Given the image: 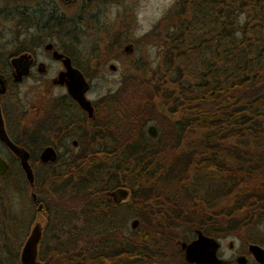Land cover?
<instances>
[{"label":"trees","instance_id":"trees-1","mask_svg":"<svg viewBox=\"0 0 264 264\" xmlns=\"http://www.w3.org/2000/svg\"><path fill=\"white\" fill-rule=\"evenodd\" d=\"M153 27L157 62H133L120 88L97 101L95 118L85 117L78 134V154L43 164L30 145L44 167L41 176L35 168L42 209L17 200L21 169L10 151L0 175L2 238L19 227L8 225L19 222L8 217L11 206L21 216L67 213L65 198L55 196L65 188L89 220L69 230L67 243L49 246V257L39 252L44 264L163 262L170 244L181 253L179 241L194 238L196 228L225 238L264 224V0H176ZM158 110L162 133L151 137L144 125ZM115 185L132 191L135 229L125 230L121 216L115 222L106 192ZM24 230L5 245L20 246ZM257 241L264 246V236ZM12 255L0 264H22L19 251Z\"/></svg>","mask_w":264,"mask_h":264},{"label":"rangeland","instance_id":"rangeland-1","mask_svg":"<svg viewBox=\"0 0 264 264\" xmlns=\"http://www.w3.org/2000/svg\"><path fill=\"white\" fill-rule=\"evenodd\" d=\"M175 1L0 0V6L7 4L8 9H12L13 5H19L20 7H28L32 11L31 18L13 11H0V50L1 47L9 43L10 37L14 35L20 39L21 43H26L28 42L27 38H31L32 42L38 45L34 53L35 58L37 61L44 62L47 67L45 72H39L35 65L32 68V72L13 88L16 91L6 94L3 97L4 103L9 108L14 104L17 109L13 108L14 112L11 110L9 112L11 117L10 134L13 136L21 134L26 139L27 136L24 135L26 133H22V131L25 128L27 129L33 126V119H35L32 112L26 113V111L30 109L31 101L36 99L38 94L43 93L42 91H46L49 88L50 77L57 73L59 65L61 64L58 60L52 58L49 51L44 49L45 42H53L59 50L68 53L80 69L89 73L88 75L92 77L90 80L93 86L87 93V96L92 100L97 99L101 95L112 93L117 88H120L124 74L132 72L131 64L133 65V62H139L144 59H147L151 65L157 62L158 46L154 37L151 36L152 34L149 35L148 33ZM25 21L28 23L24 24L23 22ZM113 33L114 39H112ZM110 42L112 46H110ZM116 43H118V46H122V48L124 45L131 44L132 50L125 51L121 50V48L114 50V47H118ZM12 45L10 44L9 46ZM97 45L99 46V50L91 52L92 46ZM117 50H119V53ZM9 56L10 54L6 52H0V69L7 67L4 63L9 62ZM91 59L92 61H90ZM110 63L115 64L117 68L115 70L110 69ZM54 91L59 92L61 88L55 87ZM122 101L129 102L128 97L124 95ZM16 112L22 120V125H18V127H14V123L17 120L15 118ZM42 115L46 117L47 110H44ZM149 123H155L160 133H162V119L159 115V110L153 114V119L146 121L144 125L145 131ZM86 128L87 130L91 129L90 127ZM60 154L61 158L64 157V147H60ZM0 155L7 159L11 157V152L1 143ZM33 165L34 169L38 166L37 172L41 176L44 167L37 163ZM18 177L21 178V175L18 174ZM22 178H24L23 174ZM61 194L55 196L57 199L65 198L66 201L62 203V207L66 209L65 211L67 213L61 210L56 211L51 209L46 218H37L42 225L45 223L43 238L38 246L40 255L45 257L50 256L49 246H59L62 241L67 243L70 229L74 230L76 227L89 226V220L88 218L86 219L85 211L82 210L83 205L81 200L79 198L75 200L70 188H65ZM31 207L33 209V206ZM1 210L2 206H0ZM7 210L15 213L18 208L11 206ZM30 217L25 222L20 223L17 231L15 230L12 233L13 236H20L21 229L25 228L21 240H19L21 243L20 246L16 245L15 247L12 245L11 248L7 247L5 243L9 244L12 242L14 239L13 236H10L12 237L11 240L6 241L0 235V255L5 261H7L8 257L13 256L12 253H16L17 251L20 253L22 243L30 231ZM9 221L10 223L8 225L14 226L13 220ZM262 230L264 232L263 224L251 231L221 238L218 254L221 257L230 259L229 264H236L234 262L236 254L244 253L249 258L248 264H259L247 252V244L249 242L245 243L243 238L249 236L251 237V242L260 243L257 240L264 236ZM230 239L233 240V248L228 247ZM169 247L171 252L166 255L164 261L161 263L188 264L183 259L182 249L180 253L172 244Z\"/></svg>","mask_w":264,"mask_h":264},{"label":"flooded vegetation","instance_id":"flooded-vegetation-1","mask_svg":"<svg viewBox=\"0 0 264 264\" xmlns=\"http://www.w3.org/2000/svg\"><path fill=\"white\" fill-rule=\"evenodd\" d=\"M89 1H93V0H89ZM18 6L17 5H13L12 6L13 8L11 7L12 9H8L9 8L8 5L7 4H3L2 6H0V11H13V12H16V13H20L21 15H25V16H27L29 18L32 17V14H31L32 11H31L30 8L23 7V6L22 7H20V6L18 7ZM23 23L27 24L28 22L25 21ZM29 24H31V23L29 22ZM112 38H114V33L112 35ZM27 39H28V42L21 43L20 39L17 36L14 35V36L10 37L9 43L7 45L1 47L0 52H6V53L10 54L11 56H9L10 57L9 58V62L8 63H6V62L4 63L5 65H7V67L3 68V69H0V75L5 80V87H6L4 92H0V111H1V114H2V117H3L5 130H6L7 134H8V136L10 137V139L14 143H16L19 146H22V147H24L25 149L28 150V152H29L28 162H29V164H30V166L32 168L33 175H34L33 182H30L28 180L23 168L20 165L19 157L16 156L12 152L14 154V156H16L17 163L19 164L20 169H21V171L19 173L21 175V178H19L18 174H16V176H15V178L13 180L15 185H16V188H17V195H18L17 200L20 202V204L26 202L30 208H31V206L34 205L36 207V209H42L43 203L38 201L39 195H38V192L36 191L35 169H34V165H33L34 162H33V159L31 158V153L29 151V148H31L30 145L33 146V147H35V146L39 147V152L37 154V158L43 164L57 162L59 157L61 158L60 147H64L65 155H64V157L61 158V161H62L61 165L65 164L66 161L69 159V156L74 155V154H78L79 151H80L81 140H80V136L78 134L81 133V131L84 130V125H83L84 124V118L86 117V118H88L90 120H93L95 118V104L97 103V101H99L106 94L99 96V98H97V99H93L92 100L90 98L91 104L93 106V115L92 116H88L87 111L84 110L78 104V102L68 93L67 86H66L65 82L56 81L59 72L61 70L65 69L63 64H62L61 59L60 58L56 59L61 64L59 65L57 73L54 76L50 77V80H49L50 86H49V88L46 91H42V92H44V94H42V93L38 94L36 99L31 101L30 109L26 111V113L32 112L34 114V117H35V119H33L34 120V125L30 126L27 129L25 128L24 131H22V133L23 132L26 133V134H24L25 136H27L26 139L21 134L20 135H14V136L12 134H10L9 128H11V125H10L11 117L9 115V112L13 111L14 110L13 108L16 109V105L13 104L9 108V106L4 103V98L3 97L6 94H9L11 92L14 93L16 90H13V88L19 82H21L24 79V77L28 76L32 72V68L35 65H36V68H37V70L39 72H45L46 69H47L45 63L42 62V61H37V59L34 56V53L36 52V49H37L38 45L33 43L31 38H27ZM10 44H13V45L9 46ZM125 46L126 45H124L123 48H122V46L114 47V50L121 48V50H125L126 51ZM54 47L57 48L55 46V44H54ZM9 48H11V49H9ZM52 49H45V50H47L50 53H52ZM98 50H99V46L98 45L97 46H92V51L91 52H95V51H98ZM117 51L119 53V50H117ZM62 52H64L65 54L69 55L65 51H62ZM22 53H28V54L31 55L28 62L24 61L23 58L19 59V60L12 61L13 58L18 57ZM70 58H71V61H72V65L77 66L74 63V61H73L71 56H70ZM40 64H42V65H40ZM26 67H27V72L26 73H22L20 79H16L15 76H16L18 70L23 71L24 69H26ZM109 68L112 69V70H115L117 68V66L115 65V67H112L111 63H110L109 64ZM80 70L82 71L84 77L89 82V88H88V90L85 93L86 96H87V93L89 92V90L92 89V86H93L92 83H91V80H90L92 77L88 75L89 73L83 71L82 69H80ZM55 87H60L61 91L55 92L54 91ZM7 108H8L9 111L7 110ZM44 110H47V116L46 117L42 115V112ZM15 118L17 120L14 123V127H18V125L19 126L22 125L21 117H20V115L18 116L17 112H16ZM146 131H147V127H146ZM68 141H69V145H68ZM0 143L9 150V148L7 147V145L4 142H2L0 140ZM46 146H52L57 152V157L54 160H52V161L43 162L40 159L39 154H40L41 150L44 147H46ZM5 159L8 161V163L10 165V161L7 158H5ZM5 173H3V174H5ZM21 173L23 174L24 178H22V174ZM3 174H1V175H3ZM118 186L126 187L129 190L128 196L125 197L124 199H122L120 201L114 200V198H112V196L109 194V191L112 188L111 189H107L106 192L109 194V196L111 198V201H112V204H111L112 205V211H113V214L115 215V217L117 218L115 220V222L117 223L118 218L121 216L120 217L122 219L121 225L123 226V228L125 230H127L128 227H130L131 219L133 217H137V216H133V214H132L134 200L131 199L132 191H131V189L128 186H126V185H115L113 188L118 187ZM33 194H35V198L33 197ZM146 203L149 204L148 201ZM39 205H40V207H39ZM15 212H17V213L13 214L12 212L6 211V213H8V215H9L8 216L9 218L10 217L11 218L14 217L16 220L20 221L18 223H15L14 226L15 225L17 226L18 224H20L22 222H25L31 216L30 220H29V225H30V228H31L32 225L36 221H38L37 218L39 219V218L44 217L42 215L41 216H36V214L34 215V214H32L30 212L31 214H28L27 218H25V216H21L20 215V211L19 210L15 211ZM117 216H119V217H117ZM139 223H140V220H139ZM118 224H120V223H118ZM42 227H43L42 228V236H43L45 223L42 225ZM122 235L127 236V232H122ZM42 236L40 238V241L42 239ZM219 239H221V238H219ZM40 241L38 243V246L40 244ZM239 254H244V253H239ZM239 254H236V256L234 257V262L236 264H238V262L236 261V257ZM0 257H2V256L0 255ZM19 257H20V253H19ZM246 257H247V262L245 264H248L249 258H248L247 255H246ZM38 259L40 261H42L40 259L39 250H38ZM183 259H184V256H183ZM66 261H67V259H66ZM127 261H129V260L127 258H124V259L121 260V262L119 264H121V263L122 264H128ZM184 261H185V259H184ZM230 261H231L230 259H227V264H229ZM152 263L153 264H163L160 261H153ZM186 263H188V262H186ZM188 264H194V263H188Z\"/></svg>","mask_w":264,"mask_h":264},{"label":"water","instance_id":"water-1","mask_svg":"<svg viewBox=\"0 0 264 264\" xmlns=\"http://www.w3.org/2000/svg\"><path fill=\"white\" fill-rule=\"evenodd\" d=\"M45 49H52L51 56L55 59H61L62 64L65 69L61 70L58 74L56 81L65 82L67 86L68 93L78 102V104L87 111L88 116L93 115V106L91 104L90 98L86 96V91L89 88V82L84 77L82 71L77 67L72 65V61L69 55L60 51L54 47L53 42L48 41L44 44ZM126 51H131V44L125 46ZM30 54L22 53L18 57L13 58L14 60L24 59V61H29ZM42 65V64H40ZM115 67L114 64H111ZM27 72V67L23 71L18 70L15 78L20 79L22 73ZM5 80L0 75V92L5 90ZM147 133L151 137H156L159 133L158 127L155 123H149L147 125ZM0 140L4 142L9 150L19 157L20 165L23 168L28 180L33 182L34 175L32 168L28 162L29 152L22 146L14 143L8 136L5 127L3 117L0 111ZM40 159L43 162L52 161L57 157V152L52 146L44 147L40 154ZM10 165L8 161L0 155V175L5 173L9 169ZM129 190L126 187L118 186L112 188L109 194L116 201H120L128 196ZM35 198V194H33ZM40 207V205H39ZM139 225V219L133 217L130 221V228L135 229ZM42 224L40 221H36L26 238L24 239L21 249H20V262L22 264H43L42 261L38 259V243L42 236ZM264 228V224H263ZM195 237L189 241L180 240L179 244L183 250V256L186 262L194 264H227V259L221 257L218 254V249L220 247V239L211 235L204 233L201 229L196 228ZM234 245L233 240L230 239L228 242V247L232 248ZM247 252L253 257L255 261L260 264H264V246L258 242H249L247 244ZM1 261V257H0ZM238 264H245L247 262V257L245 254H239L236 257Z\"/></svg>","mask_w":264,"mask_h":264}]
</instances>
